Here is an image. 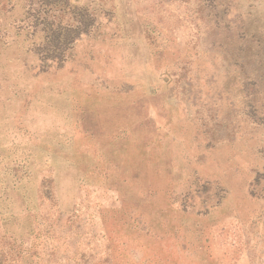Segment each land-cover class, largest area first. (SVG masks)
<instances>
[{
	"label": "rangeland",
	"instance_id": "rangeland-1",
	"mask_svg": "<svg viewBox=\"0 0 264 264\" xmlns=\"http://www.w3.org/2000/svg\"><path fill=\"white\" fill-rule=\"evenodd\" d=\"M0 264H264V0H0Z\"/></svg>",
	"mask_w": 264,
	"mask_h": 264
}]
</instances>
